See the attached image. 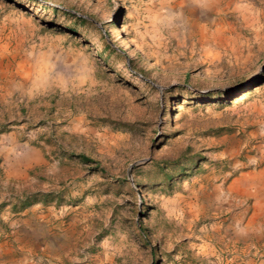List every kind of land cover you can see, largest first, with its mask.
Returning a JSON list of instances; mask_svg holds the SVG:
<instances>
[{
	"label": "rangeland",
	"instance_id": "obj_1",
	"mask_svg": "<svg viewBox=\"0 0 264 264\" xmlns=\"http://www.w3.org/2000/svg\"><path fill=\"white\" fill-rule=\"evenodd\" d=\"M257 152L264 0H0V264H234Z\"/></svg>",
	"mask_w": 264,
	"mask_h": 264
},
{
	"label": "crops",
	"instance_id": "obj_2",
	"mask_svg": "<svg viewBox=\"0 0 264 264\" xmlns=\"http://www.w3.org/2000/svg\"><path fill=\"white\" fill-rule=\"evenodd\" d=\"M253 158V163H262L239 171L228 181L227 193L239 198L228 199L227 193L213 196V192L209 197L231 202L225 206L229 212L223 218V234L234 264H264V152Z\"/></svg>",
	"mask_w": 264,
	"mask_h": 264
},
{
	"label": "trees",
	"instance_id": "obj_3",
	"mask_svg": "<svg viewBox=\"0 0 264 264\" xmlns=\"http://www.w3.org/2000/svg\"><path fill=\"white\" fill-rule=\"evenodd\" d=\"M51 8H53L54 10H58L55 7H51ZM61 12L65 13V14H68V12H66L64 10H61ZM70 16L73 19H78L80 21L83 20L80 17L72 15V14H70ZM77 157L82 162H85V163H88V162L91 161L88 157H86L84 155H81V154H78ZM192 161H193V158H190L189 162H192ZM159 173H160V178H161L162 181H168L171 178V175H169L168 172H166L163 167L159 168ZM136 185H138V184H136ZM47 197H48V193L34 192V193H29V194L22 195V197L19 198L17 201H18L20 207L23 208V207H25V206H27V205H29L31 203H34V202H37V201H40V200H44Z\"/></svg>",
	"mask_w": 264,
	"mask_h": 264
},
{
	"label": "water",
	"instance_id": "obj_4",
	"mask_svg": "<svg viewBox=\"0 0 264 264\" xmlns=\"http://www.w3.org/2000/svg\"><path fill=\"white\" fill-rule=\"evenodd\" d=\"M144 160V159H143ZM131 166H129L128 170H127V176L129 177V170H130Z\"/></svg>",
	"mask_w": 264,
	"mask_h": 264
}]
</instances>
